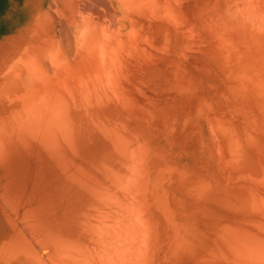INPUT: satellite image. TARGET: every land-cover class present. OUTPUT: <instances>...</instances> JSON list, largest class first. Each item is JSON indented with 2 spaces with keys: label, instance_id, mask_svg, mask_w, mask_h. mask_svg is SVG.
<instances>
[{
  "label": "bare ground",
  "instance_id": "bare-ground-1",
  "mask_svg": "<svg viewBox=\"0 0 264 264\" xmlns=\"http://www.w3.org/2000/svg\"><path fill=\"white\" fill-rule=\"evenodd\" d=\"M28 4L38 42L0 50V140L43 145L88 197L65 233L25 210L33 241L0 264H264V0ZM162 58L184 86L160 96L144 68ZM91 135L96 160L78 147Z\"/></svg>",
  "mask_w": 264,
  "mask_h": 264
},
{
  "label": "rangeland",
  "instance_id": "rangeland-1",
  "mask_svg": "<svg viewBox=\"0 0 264 264\" xmlns=\"http://www.w3.org/2000/svg\"><path fill=\"white\" fill-rule=\"evenodd\" d=\"M15 3H17V4H15ZM28 3H30V0H13V1L12 0H0V41H1L0 47L2 45H4V47L8 46L10 44L8 42H10V40L13 36L15 37L16 33H17V35H16L15 39L17 37L20 38L21 40L24 39V38H22L23 36H21L24 34L26 36V37L25 36L24 37L27 40H25V39L22 40L23 43L25 41L29 42L28 37H29V34L31 36V33L29 30L27 31V29H28L26 27L27 24L25 23V21L28 20L30 17L28 14H30L31 8L27 6ZM10 4H13L12 10L10 9ZM155 26L153 28L154 32H157V33L160 32L162 34L163 29L161 30L160 26H159V28H157L158 26L155 28ZM19 27H20V31H18ZM23 29H24V31H23ZM155 29L158 31H155ZM25 30H26V33L28 32L27 34H25ZM19 32L23 33V34L19 35ZM9 34H11V36ZM6 35H8V36H6ZM4 36H6V38L8 40ZM8 37L10 38V40ZM18 38H17V40H18ZM29 38H31V41H30L31 43H32V39H33V42H35L34 40L37 39L34 35L29 37ZM5 39H6V44L4 42ZM175 39H176L175 40L176 42L179 41V46L183 43V42H181V41H183V39L181 37H177V38L175 37ZM21 40L16 41V42H18L17 43L18 45H21V42H22ZM2 42H3V44H1ZM36 42H38V41H36ZM176 46H178V44ZM4 47L2 46V49H0V50H4L5 49ZM176 49H177V47H175V53L177 54V52H178L177 50H179V47L177 50ZM176 56H174V57H176ZM162 59H160V60L163 62H161L159 60L158 62L156 61L155 64L152 63L157 68L154 66L155 67V69H154L152 64H150L148 66L145 65L148 68L147 69H146V67L144 68L145 73L147 72V75L149 73L153 72L152 70H154V72L156 73V74L153 73L154 75H152V74L148 75L149 77L152 75L150 77L151 79H149L152 81L154 80L153 79L154 77H157L152 83L147 78L145 80H146V82H147V80L150 82V83L147 82L149 86L152 85V87H154L157 85L159 92L156 91L155 93L158 92V95L160 93V96H162L164 94V92H168L170 90V87L171 88L173 87L176 90H179V89L182 90L180 87L184 86V82H183V84H181L182 83L181 80H180V82H178L179 84L176 82L179 80V78H182V76L180 77V73L182 71H180V68L179 69L177 68L178 70L174 69L173 64H172V61H173L172 59H174V58L172 57L171 60H169L170 58H162ZM167 60H169V62L171 61V64ZM176 60H178V57ZM166 62H168L169 65L165 66ZM159 63H162V64L159 65ZM156 64H158V65H156ZM161 65H162V67H165L167 69V72L168 71L170 72V73H166L167 75L165 78H167L170 74L171 77L170 78L168 77V80L171 79V81L168 82L167 79H164L165 73H164V69L161 70L162 69ZM170 65L173 67V69L169 68ZM149 67L151 68V70ZM158 68L160 69V73L158 72L159 71ZM148 69L150 70L149 73H148V71H149ZM181 70H185V69H181ZM161 71H163V72H161ZM172 71L176 72V73L178 72V74L175 73V76H173L174 73ZM188 71L192 74L187 72L188 75H186V77L187 76L188 77L186 78L183 76L185 79L191 80V82L196 86H200V84H202V83L205 84L204 75H202L203 73H201L199 75L200 72L194 71L196 73L195 74L193 71H190V70H188ZM165 72H166V70H165ZM198 76L200 78H198ZM176 77H178V80L176 79ZM190 78H192V79H190ZM194 78H195V80H194ZM162 79H164L165 81L164 80H163L164 82L161 81ZM200 79H203V80H200ZM207 80H208V78H207ZM173 82L175 83L174 85H177V87L174 86L173 84L172 85L169 84V83H173ZM154 83H155V85H154ZM164 83H167V84H164ZM204 84H202V85H204ZM169 85H171V86L169 87ZM154 88L156 89V87H154ZM160 88H161V90H160ZM177 88H179V89H177ZM174 89H172V90H174ZM172 90H170V91H172ZM153 91H155V90L153 89ZM160 91H162V92H160ZM161 93H162V95H161ZM206 94L207 95L209 94L208 96H211V97L215 96L214 92H212V94H211V92L210 93L206 92ZM82 137L79 138V140L80 141L82 140V141L81 142L78 141V145H79L78 147H79L80 154L86 160L98 159L99 153L107 148L106 145L103 143V139H101L100 137H97L94 135H91L90 138H88L89 136H84L83 138ZM11 139L13 140L14 138H12V137H10V139L7 138V144H6V140H3V139H2V141H4L5 143L1 142V140H0V142L2 143V145H6V147H9L10 144L13 145V143L17 141V139H16V141L13 142ZM8 140L12 141V142L10 143V142H8ZM8 143H9V145H8ZM35 143L33 142L34 146H35ZM33 145H32V142H28V145H27V143L22 144V142L20 143V141L18 140L17 143H15L13 146L9 147L10 150H9V148L5 149L4 148L5 146L0 147V149L3 148L0 151V154H3L2 152L4 151V149L9 151V152L6 151V153H8V154H5V152H4V154L6 155V158H5V155H3V156L0 155V157H2V158H0V162L2 161L0 163V246L5 245L6 243L9 245H18V244H23L26 240H27V243L29 241H33V239H30V238L28 239V238H25L22 236V235H24V234H22L24 232V231H22V226L26 225V223H27V222H25L26 221L25 219H27V221L29 220L28 221L29 227H31L32 226L31 224H33L36 221L41 226L46 222L47 225L46 224L43 225L44 227L46 226V228H47V226L48 227L51 226L49 223H51V224L53 223L52 226H55V227L51 226L50 229L51 228H52L51 230L55 229L54 231L56 232V230H57L58 233H65L71 229H72V231H74L75 227H76L75 226L76 221L74 222V220L72 219V215L74 213L76 214L78 211H80L87 201L88 196H86V193H87V192H85L86 189L79 183V181L76 180V178L74 180L72 179V181H70L71 178H74V177H72V176L70 177L65 171H63L64 169L62 170V168H61L62 166H61L60 162H58L55 158L52 159L53 155L51 154V152L49 153L48 149H45V147L43 145L39 144L41 147L42 146L44 147V148L42 147L44 150L42 148L40 149V146L39 147L38 146L33 147ZM36 145H38V143H36ZM30 147H32V148H30ZM37 149L41 150V151H38ZM45 150H46V153H45ZM47 152H48V154H51L50 157H49V155H47ZM45 165H46V167H45ZM41 170H42V172H41ZM44 171H47V172H44ZM57 177H59L60 179L59 178L57 179ZM14 197H16V199ZM56 198H57V200H56ZM53 199H55L54 202L55 201H57V202L52 203ZM2 200L6 201L10 205L9 208L7 206H5L6 204L4 205V201H2ZM10 203H12V204H10ZM47 204H48V206L50 204H52V205H50L48 207ZM54 204H57V205L53 206ZM12 206H14V207L12 208ZM17 206H18V208H17ZM57 206H60V209ZM10 207L12 208L11 209L12 211H9ZM35 207H36V209L40 207V209H38V211H39L38 213H37V211L34 212V210H36ZM42 207H44V208H42ZM55 207H57V209H55ZM50 208L52 210L55 209L54 213L56 212L55 213L56 215L50 210ZM43 209L46 210V213H49V212L50 213L46 215V213H45V211H43ZM25 210L28 212V214L31 211H33L32 214H34V216L37 215L35 217L36 220L34 219L33 216H31V214H30V216L28 214H26ZM47 210H48V212H47ZM40 212H42V214H40ZM51 212H52V214H51ZM35 213H37V214H35ZM21 214H23V216L28 215L29 217L26 216V218H25V216H24V217H22V220L19 222L18 220H19V218L21 219V216H22ZM51 215H53V216H51ZM60 216H61V218H60ZM30 217L31 218L33 217V220H34L31 224H30V221H32V219H28ZM37 217H39V218L41 217L39 220V221H41V223H39ZM44 217L45 218L47 217V219L49 221L47 219H42ZM51 217L52 218L55 217V219H51ZM61 219H63V220L61 221ZM56 220H58V221H56ZM14 221L16 222V225H15ZM43 221H44V223H43ZM36 222L34 223L35 225H37ZM23 223H25V224H23ZM61 223H62V225H60ZM34 224H33V228L36 227V226L34 227ZM57 224H58V226H56ZM16 226H18V228ZM57 228H59L60 230L62 229V230L60 231ZM36 229H37V227H36ZM23 238H25V240ZM24 244H26V243H24Z\"/></svg>",
  "mask_w": 264,
  "mask_h": 264
}]
</instances>
